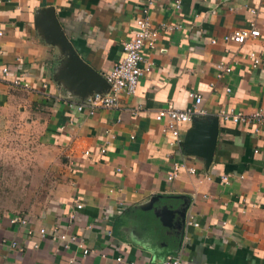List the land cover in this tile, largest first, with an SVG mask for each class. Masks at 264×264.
Listing matches in <instances>:
<instances>
[{
	"label": "crops",
	"instance_id": "obj_1",
	"mask_svg": "<svg viewBox=\"0 0 264 264\" xmlns=\"http://www.w3.org/2000/svg\"><path fill=\"white\" fill-rule=\"evenodd\" d=\"M175 1L149 6L155 26L179 27L143 50L152 68L135 93L89 113L77 105L107 93L104 75L147 0H0V132L19 133L26 153L28 188L16 195L44 196L14 205L0 197V264H158L176 255L184 264H264V128L220 116L264 107V0ZM251 21L260 36L223 39ZM217 63L231 70L218 77ZM189 92L205 113L180 123L170 144L155 115L190 107ZM174 162L196 172L168 179ZM166 209L170 226L158 215ZM15 214L28 224L11 223ZM41 227L76 239L42 237ZM80 239L95 251L83 255Z\"/></svg>",
	"mask_w": 264,
	"mask_h": 264
},
{
	"label": "built area",
	"instance_id": "obj_2",
	"mask_svg": "<svg viewBox=\"0 0 264 264\" xmlns=\"http://www.w3.org/2000/svg\"><path fill=\"white\" fill-rule=\"evenodd\" d=\"M152 4V0H147L143 12L136 20L135 30L132 37L122 42V57L107 73L104 78L108 84L107 93H94L87 102L78 104L77 109L81 111H88L93 113L99 107H114L117 106L120 94L133 95L137 89L140 78L148 73L152 68V62H147L144 58L143 50L145 48L152 49L156 45L157 38L161 29L178 28V24H162L161 27L155 26L149 15V6ZM181 0H176V8H179ZM252 12H255L252 10ZM3 29L1 28L0 20V35H3ZM261 35L260 29L256 26L255 21H251L247 26H243L235 29L231 33L225 34L223 39L225 41H233L235 43H244L248 39L256 38ZM215 42V39H212ZM249 57L252 60V65L256 66L260 62L259 56L250 52ZM218 69L217 76L221 77L224 73L229 72L231 68L225 64L217 63ZM2 72L4 75H9L8 67H3ZM14 85H22L24 87L29 86L25 81H21L19 78L13 80ZM229 90V88H227ZM189 97L193 99V104L187 108H178L172 104L159 109L155 115L157 121H165L162 131L168 137L170 144H175L179 140V124L190 121L196 114H204L201 104L203 98L201 95L189 92ZM220 116L225 121H232L234 123H252L254 125V131L259 132L264 128V107L258 108L256 111L250 114H244L242 112H236L232 109L220 111ZM101 153L106 151L105 147H102ZM85 155H89V150L84 151ZM187 171L188 173H195L196 169L193 166L187 165L185 162H174L173 172L168 175V179H172L176 174L181 171ZM226 179V177H224ZM82 204L77 202L76 208L80 209ZM75 217V213L70 215L72 220ZM11 223H20L21 225H27L28 219L25 216H19L17 214L10 218ZM197 225V223H194ZM52 234L48 233V230L44 227L39 228L38 232L40 236H46L49 234L52 240H75V235H70L68 238L66 233H57L56 227L52 228ZM28 232H31L29 229ZM10 245L17 246V241L11 240ZM36 245V244H35ZM37 246V245H36ZM78 246L81 249L83 255H87L90 252H94V249L86 247L84 242L80 239ZM121 258L118 257L117 260ZM158 264H184L179 255L168 256Z\"/></svg>",
	"mask_w": 264,
	"mask_h": 264
},
{
	"label": "rangeland",
	"instance_id": "obj_3",
	"mask_svg": "<svg viewBox=\"0 0 264 264\" xmlns=\"http://www.w3.org/2000/svg\"><path fill=\"white\" fill-rule=\"evenodd\" d=\"M17 132H0V197L10 205L19 204L29 200L39 202L44 196L39 194L34 196H18L16 192H26L28 182L23 180L22 171H26L27 165L23 162L26 153L18 149L17 142L20 138ZM38 167H41L38 164ZM39 182V181H38ZM36 184L37 181H36ZM33 191V190H32Z\"/></svg>",
	"mask_w": 264,
	"mask_h": 264
},
{
	"label": "water",
	"instance_id": "obj_4",
	"mask_svg": "<svg viewBox=\"0 0 264 264\" xmlns=\"http://www.w3.org/2000/svg\"><path fill=\"white\" fill-rule=\"evenodd\" d=\"M103 79L105 80V78H103ZM105 82H106V80H105ZM107 86H108V84H107ZM97 92H100V91H97ZM94 93H96V92H94ZM100 93H102V92H100ZM215 123L216 122L214 121V123L211 125L212 126V132L210 133V135L212 136L211 137L212 146L214 145L213 143H214L215 134H216ZM158 215L160 216V219L165 226L171 225L172 217L174 216V212L172 210L166 209L164 211L159 212ZM181 215H182V213H181Z\"/></svg>",
	"mask_w": 264,
	"mask_h": 264
}]
</instances>
